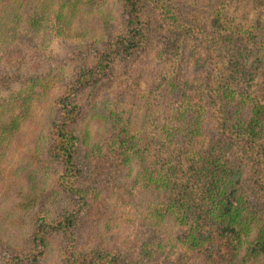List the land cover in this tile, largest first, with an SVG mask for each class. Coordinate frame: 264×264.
I'll return each instance as SVG.
<instances>
[{
  "label": "trees",
  "instance_id": "1",
  "mask_svg": "<svg viewBox=\"0 0 264 264\" xmlns=\"http://www.w3.org/2000/svg\"><path fill=\"white\" fill-rule=\"evenodd\" d=\"M83 1L0 0V264H264V0Z\"/></svg>",
  "mask_w": 264,
  "mask_h": 264
},
{
  "label": "rangeland",
  "instance_id": "2",
  "mask_svg": "<svg viewBox=\"0 0 264 264\" xmlns=\"http://www.w3.org/2000/svg\"><path fill=\"white\" fill-rule=\"evenodd\" d=\"M88 1L87 0H84L82 3L84 4V3H87ZM100 14H101V12H98V10H96V11H94V13H92V14H90V15H92L90 18H85V20H86V22H85V24L87 25V26H90L91 24V18H92V24H95V21H96V19H98L99 18V16H100ZM53 20H55V18L53 17L52 18ZM26 22V21H25ZM25 24V23H24ZM43 33H45L44 32V29H40L39 31H37V39H38V41L40 40V37H41V35L43 34ZM67 33V30H63V31H60V33H57L55 30L51 33V38H53L54 39V41H51L48 45H47V47H46V51L47 52H51V53H53L54 54V59H52V61H51V64L52 65H54V66H57V67H59L60 68V72H61V70H62V68H66V69H68V67H71V62H70V64H68V65H66V64H62V63H58L56 60H59L63 55H65L66 53V49H65V47H64V43L61 41V39L65 36V34ZM54 34V35H53ZM67 35V34H66ZM73 43H75V42H73ZM56 59V60H55ZM42 68V66H39L37 69H41ZM36 69V70H37ZM55 78H58V77H55ZM39 88L40 89H42L43 88V86H39ZM4 94L3 93H1L0 94V97H2ZM2 99V98H1ZM9 101L11 100V98H9L8 99ZM29 143H27L26 144V146L28 145ZM38 202H40V203H42V207L41 208H47L48 210H50V209H54V210H58L55 206H44L43 205V200H42V197L39 199V201ZM40 208V209H41ZM31 210V206H27V208H26V211H28V213H26L25 215H24V219H25V223H24V226H25V229L27 230L29 227H30V225H31V220H30V218L28 217V214H29V211ZM55 211H52V213H54Z\"/></svg>",
  "mask_w": 264,
  "mask_h": 264
}]
</instances>
